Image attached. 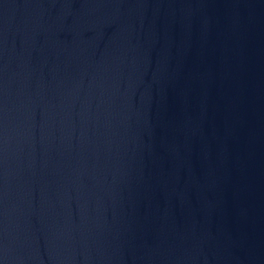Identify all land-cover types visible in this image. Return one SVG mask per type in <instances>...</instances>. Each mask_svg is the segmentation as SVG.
<instances>
[{"label":"water","instance_id":"obj_1","mask_svg":"<svg viewBox=\"0 0 264 264\" xmlns=\"http://www.w3.org/2000/svg\"><path fill=\"white\" fill-rule=\"evenodd\" d=\"M0 264H264V0H0Z\"/></svg>","mask_w":264,"mask_h":264}]
</instances>
